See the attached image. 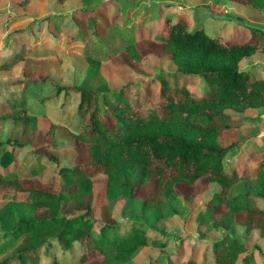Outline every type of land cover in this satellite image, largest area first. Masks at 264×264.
<instances>
[{"label": "trees", "instance_id": "1", "mask_svg": "<svg viewBox=\"0 0 264 264\" xmlns=\"http://www.w3.org/2000/svg\"><path fill=\"white\" fill-rule=\"evenodd\" d=\"M242 1L256 9L264 7V0ZM110 2L101 0L94 7L74 11L71 19L77 32L69 43L101 38L104 17L100 13L110 11ZM115 17L111 15L110 22H115ZM19 19L13 16V20ZM138 25L140 32H131L129 38L147 35L177 68L174 73L153 78L155 92L151 84H126L105 91L64 87L47 75L32 72L18 81L23 86L20 94L0 100V119H11L18 135L0 143V199L8 200L0 207L4 240H0V255L6 254L0 264H26L27 260L36 264L39 249L52 247L46 233H54L53 239L63 250L79 242L80 264L93 253L101 256L100 264H123L145 246L147 237L139 228L123 235L115 223L93 218L97 175L105 176V195L110 201L119 196L131 201L139 187L152 184L142 206L156 218L163 215L164 199L177 195V185L193 187L206 180L219 187L208 202L214 229L229 232L241 225L245 232L258 230L264 237V209L256 205L264 198V152L256 155L254 165L250 164L252 175H242L257 181L256 190L230 196L241 177L225 168L224 158L242 141L224 145L220 139L225 132L240 129L245 120V116L235 117L229 111L264 106V65L259 75L239 67L242 58L264 50V43L256 38L232 42L212 37L184 14L174 17L168 13L162 21L146 26L140 21ZM32 51L22 47L0 60V70H11L22 61L29 63ZM109 54L106 59H110ZM121 54L129 64L142 66L138 42L127 45ZM179 77L205 79L209 88L195 97L186 85L173 80ZM34 84H49L57 93H79L74 137L86 145L88 156L86 161L60 168L46 179L44 188H25L16 168L10 169L17 161L15 151L34 141L42 139L30 150L54 162L59 150L53 142L54 130L39 131L37 117L28 111L24 88ZM246 251L239 238L225 234L213 242L211 255L214 264H236L240 258L248 259ZM183 256L181 253L182 264H201L194 258L184 261Z\"/></svg>", "mask_w": 264, "mask_h": 264}, {"label": "rangeland", "instance_id": "2", "mask_svg": "<svg viewBox=\"0 0 264 264\" xmlns=\"http://www.w3.org/2000/svg\"><path fill=\"white\" fill-rule=\"evenodd\" d=\"M21 1L24 0H0V60L7 59L22 47L32 48L33 59L29 63L20 62L11 70H0V100L3 102L10 94H20L23 86L18 81L32 72L47 75L64 87L105 91L126 84L142 87L151 84L150 88L154 91L157 87L153 78L174 73L177 68L168 56L161 54L160 45L153 39H148L147 35L137 38L136 35L140 32V21L146 26L154 21H162L168 13L174 17L184 14L192 24L224 41L240 42L256 38L264 43V7L256 9L242 0H111L110 11L100 13L104 17L99 29L101 38H86L71 43L69 39L77 32L76 24L71 19L73 12L94 7L101 0ZM111 15L116 16L115 22H110ZM13 16L22 19L13 20ZM131 32L136 34L132 39L129 38ZM136 42L143 55L142 66L129 64L121 54L127 45ZM108 52L110 59H106ZM263 65V49L242 58L239 63L240 68L255 75L260 74ZM175 79L179 85H186L195 97L202 96L209 88L205 79ZM24 90L27 92L29 113L37 117L41 132L50 127L54 130L53 142L59 146V150L55 151L54 162L30 150L42 139L34 141L33 145L15 151L17 161L10 169L16 168L25 188H44L46 179L60 168L88 160L86 145L74 137L80 95L71 90L57 93L51 85L40 87L34 84ZM229 113L235 117L245 116L240 129L225 132L220 138L224 145L242 141L224 158L225 168L241 177L229 193L236 196L257 188V181L247 180L242 175H252L253 167H249L250 164L254 165L256 155L264 152V106ZM16 137L18 135L12 120H0V143ZM30 155L35 160L30 162L29 167L23 165ZM39 158L41 163L45 160L44 164L38 161ZM151 189L152 184L139 187L131 201L123 196L110 201L105 195V176L95 177L91 206L93 218H104L115 223L119 234L126 235L131 229L139 228L147 237V244L138 248L123 264H182L181 253L184 261L194 258L201 264H214L212 244L225 234L236 236L246 246L248 259L240 258L236 264H264V237L258 230L245 232L241 225L229 232L213 228L208 202L219 189L218 185L206 180L199 181L193 187L177 185V195L163 201L161 218H156L150 209L142 206L143 199ZM7 201L0 199V207ZM256 205L264 209V198ZM2 234L0 227V240ZM45 235L51 240L52 247L39 249L36 264H80L79 242H73L63 250L53 239L54 233ZM5 256L0 255V260ZM89 258L84 264L101 262L99 254L93 253ZM26 264L33 262L27 260Z\"/></svg>", "mask_w": 264, "mask_h": 264}, {"label": "crops", "instance_id": "3", "mask_svg": "<svg viewBox=\"0 0 264 264\" xmlns=\"http://www.w3.org/2000/svg\"><path fill=\"white\" fill-rule=\"evenodd\" d=\"M20 16H23V15H20ZM23 62L25 63V61H22V63H23ZM47 85H49V84H47ZM40 87H43V85H41ZM29 91H30V90H29ZM26 93H27V92H26ZM0 120L4 121L5 119H0ZM38 128H39V127H38ZM39 131H40V130H39ZM34 160H35V159H34V156H31V155H30L28 158L25 159V161L23 162V165H27V166H28V165H30V162H31V161H34ZM38 161H40V163H41L40 158H39ZM43 161H45V160H43ZM43 161H42L41 164H44ZM28 167H29V166H28Z\"/></svg>", "mask_w": 264, "mask_h": 264}]
</instances>
